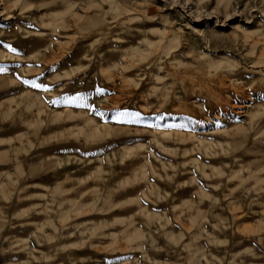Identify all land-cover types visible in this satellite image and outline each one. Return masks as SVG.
Returning a JSON list of instances; mask_svg holds the SVG:
<instances>
[{"label": "rangeland", "instance_id": "374dc122", "mask_svg": "<svg viewBox=\"0 0 264 264\" xmlns=\"http://www.w3.org/2000/svg\"><path fill=\"white\" fill-rule=\"evenodd\" d=\"M0 264H264V0H0Z\"/></svg>", "mask_w": 264, "mask_h": 264}]
</instances>
